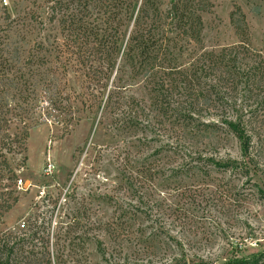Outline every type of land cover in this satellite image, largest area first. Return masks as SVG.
Segmentation results:
<instances>
[{
  "label": "trees",
  "instance_id": "obj_1",
  "mask_svg": "<svg viewBox=\"0 0 264 264\" xmlns=\"http://www.w3.org/2000/svg\"><path fill=\"white\" fill-rule=\"evenodd\" d=\"M191 1L49 0L46 22L56 24L64 40L44 54L42 48L23 54L21 35L11 37L16 19L0 26V151L20 154L28 130L41 122L61 117L66 132L79 120L75 103L85 100L120 137L112 158L121 192L107 198L111 216L87 215L75 230L63 231L68 244L69 233H91L102 264H127L119 257L131 246L145 259L156 257L154 230L143 234V222L152 225L165 211H186L183 205L199 202L209 168L235 170L236 162L217 158L214 140L220 135L236 141L243 159L238 170L247 174L252 136L264 129V58L241 43L198 48L202 25L195 14L207 6ZM229 24L236 31L244 26L238 9ZM0 157V177L8 174L15 185L13 170ZM7 187L0 188V215L17 201L3 199L11 197L2 192ZM37 218L24 230L0 233V264H42ZM180 253L161 264H205Z\"/></svg>",
  "mask_w": 264,
  "mask_h": 264
},
{
  "label": "rangeland",
  "instance_id": "obj_2",
  "mask_svg": "<svg viewBox=\"0 0 264 264\" xmlns=\"http://www.w3.org/2000/svg\"><path fill=\"white\" fill-rule=\"evenodd\" d=\"M48 1L0 0V26L8 19L17 20L16 33L11 37L17 41L16 36L21 35L23 41L18 45L24 55L39 48L44 54L50 45L64 40L62 30L46 22ZM198 1L207 6L205 12L195 14L202 25L198 48L217 50L241 43L264 58V0ZM159 4L162 11L165 1ZM236 9L244 19L240 31L229 24V14ZM85 103H75L79 120L71 122L66 132L61 117L41 122L28 130L20 154L0 151L16 181H21L18 186L6 179L8 174L0 177V188L8 186L2 192H12L10 198L3 199L9 202L17 197L15 204L0 215V233L24 230L20 225L26 228L38 216L37 222L42 224V264H48L47 259L49 264H102L91 233H69V244L62 241L63 231L67 227L76 229L74 224L84 222L85 216L102 220L111 216L114 209L107 198H117L121 192L116 185L118 166L112 158L120 137L112 135L101 113L96 112V104ZM214 141L219 162L234 161L238 164L235 170L216 172L209 168V177L201 182L208 190L199 202L183 205L186 211H165L152 225L143 222V234L154 230L156 257L145 259L137 247L131 246L120 260L127 264H161L182 252L188 260L198 258L205 264H264V129L252 136L246 155L247 174L238 170L243 159L236 141L223 135ZM82 230L85 232L86 227ZM99 236L109 248V242ZM34 244L38 251L39 243Z\"/></svg>",
  "mask_w": 264,
  "mask_h": 264
},
{
  "label": "built area",
  "instance_id": "obj_3",
  "mask_svg": "<svg viewBox=\"0 0 264 264\" xmlns=\"http://www.w3.org/2000/svg\"><path fill=\"white\" fill-rule=\"evenodd\" d=\"M3 3H5V1H3ZM48 171H49V170H48ZM20 183H21L20 180L16 181V184H17L18 186H19ZM17 185H16V188H18ZM20 227L22 228V225H20Z\"/></svg>",
  "mask_w": 264,
  "mask_h": 264
}]
</instances>
